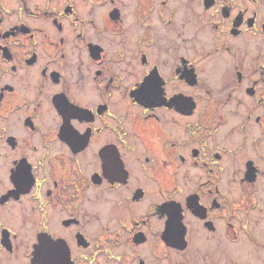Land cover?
Segmentation results:
<instances>
[{"label":"flooded vegetation","instance_id":"1","mask_svg":"<svg viewBox=\"0 0 264 264\" xmlns=\"http://www.w3.org/2000/svg\"><path fill=\"white\" fill-rule=\"evenodd\" d=\"M263 178L264 0H0V264H218Z\"/></svg>","mask_w":264,"mask_h":264},{"label":"rangeland","instance_id":"2","mask_svg":"<svg viewBox=\"0 0 264 264\" xmlns=\"http://www.w3.org/2000/svg\"><path fill=\"white\" fill-rule=\"evenodd\" d=\"M209 65L210 62H208L207 67ZM205 75L211 82L214 89L220 86L219 84L221 80L216 78L219 74L215 73L214 67L206 68ZM231 119L232 120L229 121L227 126H225V130L228 129L230 124L236 125L239 123L241 117H233ZM233 140H236V138H233ZM233 140L230 142L227 140L225 143L229 145ZM228 160L231 161L232 159L229 157ZM227 166V174H225L224 178L231 182L233 180L229 178L236 179L238 174L236 170L239 165L232 164ZM191 182H189L188 185ZM258 185L260 187L259 191L261 190L259 195L262 201H264V178L258 181ZM228 186L232 190L233 197H239V188L236 186V183ZM262 204L263 203L260 201L257 209L251 213L252 229L260 239L262 244L261 247L253 245L251 242L243 239L242 233L239 235L241 237V241L235 244H229L225 240L216 237L217 235L215 234H208L199 230L201 233V249L198 252L197 258L200 260V263H208L211 260H215L218 264H229L230 258H233V260H235V262L233 261L235 264H264V210L262 209Z\"/></svg>","mask_w":264,"mask_h":264}]
</instances>
